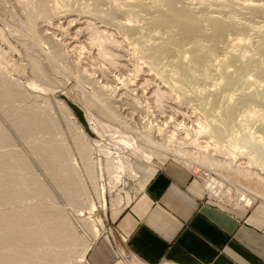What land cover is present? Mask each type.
<instances>
[{"label": "bare ground", "instance_id": "6f19581e", "mask_svg": "<svg viewBox=\"0 0 264 264\" xmlns=\"http://www.w3.org/2000/svg\"><path fill=\"white\" fill-rule=\"evenodd\" d=\"M239 1L12 0L16 11L12 10L9 25L4 23L25 54L33 84L16 79L9 64L0 65V264H73L83 259L100 238L101 223L83 219L86 210L97 208L93 193L106 206L99 188L103 169L93 162V147L82 127L72 120L64 102H56L67 129L79 133L69 148L53 105L33 86L55 89L73 81L91 87L102 112L128 129L124 121L130 112L142 114L152 104L160 120L169 118L176 124L189 114L181 104L196 102L199 111L191 113L192 127L178 124L186 131L179 140L196 146L198 155L180 150L181 146L168 151L187 167H209L253 184L255 197L264 193V174L253 170L264 171V137L252 132L264 131V115L252 108L241 116L248 124L246 138L252 141L246 145L251 143L254 150L243 152L239 144L232 150L234 142L227 136L237 132L233 123L238 106L262 102L256 90L263 84L251 79L264 59L244 50L248 48L244 40H227L228 45L219 47L226 38L260 33L263 28L264 0ZM232 14H248L250 19L242 17L241 23ZM260 52L264 54V39ZM231 68L237 69L231 72ZM126 72L127 78L122 75ZM248 85L254 86L253 92L245 90ZM139 93L145 96L146 106L132 97ZM165 100L176 107L169 105L170 117L163 110ZM153 127L159 134L164 131V126ZM169 129L167 138L176 141L179 132L173 126ZM221 155L240 157V164L219 159ZM130 165L127 158L107 161L109 184L119 185L123 172L130 175ZM242 204L251 207L253 202L247 198ZM121 205V197L112 203L114 208Z\"/></svg>", "mask_w": 264, "mask_h": 264}, {"label": "rangeland", "instance_id": "374dc122", "mask_svg": "<svg viewBox=\"0 0 264 264\" xmlns=\"http://www.w3.org/2000/svg\"><path fill=\"white\" fill-rule=\"evenodd\" d=\"M7 1L8 0L5 1V3H4L5 5L3 4V2H0V5H2V6H0V12H1L0 15H2V18L4 17V19L1 18L4 21L0 20V65H4V63H5V65L9 64L8 66L10 68L13 67V69L16 71L15 73L13 72L15 74L16 79H18L24 83L28 81V83L30 85H32L33 82H32V78L30 76L31 74L29 73V70H28V65H27V60H26L25 54H24L22 48L18 45L17 40L11 34H9L10 33L9 27L6 25V24L9 25V21H11V17H10L11 15L10 14L12 13V10L16 11V8H14L16 5L14 3H12V0L11 1L9 0L8 2ZM236 1L239 3L241 2L239 0H236ZM3 12H4V14H3ZM232 16L234 18H237V20L239 17V20L241 21V23L244 22L241 20L242 17L246 18V19H250V15H248V14L244 15V16L232 14ZM249 22H250V20H249ZM251 25H252V23H251ZM261 27H263V28L261 29L260 33L255 32V31H248V32H243L236 37L234 36V38L229 37L231 40L229 38H226V41L224 42V44L223 43L219 44V47L222 48V47L228 45V42L229 43H236L238 41L240 42V41L244 40L242 44L245 43V45L248 46V48L244 49V50H247L249 54L252 52L250 55H253L254 57H256V59H260V58L264 59V57H263L264 54H261V52H260V48L262 46L263 39H264V25ZM260 37H262V38L260 39ZM254 39H255V41H253ZM227 40H229V41L227 42ZM234 40H235V42H234ZM242 44L240 45L241 46L240 49L243 50L244 46ZM255 45H257V46H255ZM250 47H252V48H250ZM253 51H255V52H253ZM239 66L240 65L238 64V67ZM235 69H237V68H235ZM235 69L231 68L230 70H232L231 72H234ZM252 69L255 70L256 68H252ZM262 69L264 70V65L258 66L256 69V73H254V76L251 79L253 81V83H256V81H257V83L261 82L263 84V87H260L261 90H258L259 88L256 90L257 91L256 93L260 96V99H262L261 100L262 102L260 104H255V106L254 105H252V106L251 105H241V106H238L236 108L233 126L236 128L235 131H237V132H234V133L232 132L233 134L229 133L227 135L229 137L228 139L231 142H234V143H232V145H233L232 150H234L233 148H235L236 144H239L242 147L241 150L242 151L244 150L243 152H249L250 149L254 148L251 143H250V145H246L247 142H252V141L250 139L246 138L248 135L247 133H249V131L246 130L245 128L248 126V124L246 122H243V119H241V116L243 115V112L248 111L249 109H252V108L257 109L261 115L262 114L264 115V107H263L264 106V73L263 74L260 73V71ZM257 71H258V73H257ZM17 73H18V75H17ZM122 75H123V77L127 78L128 72H126L125 74L122 73ZM120 86L121 85H118V91L121 88ZM250 86L248 85L245 88V90H247L249 92H253L254 86L253 85H250ZM203 87H205V85H203ZM31 89L35 92H38L40 94L45 95L47 97V99L50 100L51 104L53 105V113H54L55 117L58 118V120H59L60 126L63 130V133H64V135L63 134L62 135L66 139L67 146L68 145L70 146V147L68 146L69 148L74 147L73 146L74 145V138L78 137L79 133H78V130L77 131L75 130L76 131V132L74 131L76 133V135H75V133H73V131H69L67 129V127L65 125L66 122L63 119V115H62L61 111L59 110V108L56 104V102H58V101L64 102L66 104V106L70 109L72 116H73V117L71 116L72 120L75 121L77 125L82 127L81 129L85 133L87 140H88V143H90L91 148L93 147L92 148L93 149L92 160H93V162L97 163V165L100 164V166L103 169V171H102L103 174H102L101 180L99 182V188H100V190L103 189L102 195L104 196V199L106 201V203H105L106 206H103L104 202L103 203H101V201L99 202V199H97V195L93 193V195H94L93 200H94L97 208L94 212H90V210H88V211L86 210L83 213L84 214L83 219H87V220H89V222H92L93 224H95V222H96V225L101 223L100 225H98L99 230H101L100 236H101V234L105 228V224H106L108 218L110 217V214L112 212L116 211L117 209H120V207H124L129 202L133 201V199L138 195V193L140 191V181H141V177H142V174H141L142 170L140 169L141 166L143 167L146 165H148V166L163 165V164H166V163L171 162V161L182 164L180 162L181 160L179 159V157H177V155L175 154L174 151H173L174 153H171L168 151V150L172 151L173 149L179 150V146H181L180 150L190 151L191 153H195L196 155H198V149L196 148V146L191 145V147H189L190 146L189 144H187V143L183 144V142L179 140L180 139L179 137L182 136V138H183V136H185L186 131L183 129V127L181 125L178 124V122L180 124L182 122V124H185L186 128L192 127V123H193L192 121L193 120L195 121V118H194V115H192L191 113L196 112L195 109L197 111H199V107L196 106L197 105L196 102L195 103H188V104H186V103L181 104V108L184 110L187 109L186 111H187V113H189L188 116L189 115L190 116L189 117L187 116L188 118L185 117L184 120L179 119V121L176 122V124H174L173 123L174 121L172 122L169 118H165L166 120L164 118L160 120L159 115H157V113L154 112V110H153L155 105L151 104L149 110L143 111V113H144V114L142 113L143 115L140 112H136V113L134 112L136 115H133L134 113L132 114V112L129 111L130 116L129 115L127 116V114H126L127 112L124 111V109L128 108L127 106H125L122 113H123L124 117L127 116V119L124 122L127 124V126H130V128L128 129V128H124L122 125H120L118 123L114 124L115 122L114 121L112 122V120H110L102 112V110L99 108V105H96V102H95V100L91 94V91L93 92V90H91V87L85 86L83 84L80 85L76 82L71 81L68 83V85L62 86V88L59 87V88L54 89V88H47V87H44L43 85H40L39 87L33 86V87H31ZM122 91H126V88L122 89ZM139 95H140V93H139ZM139 95L138 94L132 95V97L135 98V100H139L140 103H142V105L144 103L143 106H146L147 102L144 99L145 96L143 94H141L140 96ZM135 96L136 97L139 96L138 98H140V99L136 98ZM123 100H125V99H123ZM168 101L169 100H165L163 103V106L165 105L163 110L166 109V112H169L168 108L170 106L172 108V106H173L171 104V102H168ZM233 104L234 103H232V101H231V105L234 107ZM182 105H184V106H182ZM186 106H187V108H186ZM174 108H176V107H174ZM209 108L211 109V106H209ZM190 109H191V111H190ZM242 110H244V111H242ZM137 111H139V110H137ZM146 112H149V113L146 114ZM139 114L142 116H140ZM137 115H139V116H137ZM166 116L170 117V112L166 113ZM173 117H175V116H173ZM190 117L193 119L191 120ZM186 118H187V120H186ZM213 120L215 122H217L218 118L217 119L215 118ZM142 121H143V123H142ZM238 121H241V123ZM161 123H162V125H160ZM168 123H169V126H168ZM157 124L161 127L164 126V127H162L164 131L160 134L155 130H151V128H150L151 126L152 127L154 126L153 128L157 127L158 126ZM108 125H109V127H108ZM149 125H151V126L149 127ZM166 125L168 126V128H166L167 127ZM177 125H179L180 127ZM170 126H173V128L175 127L177 130V133L179 132L178 134L176 133L177 134L176 136H178V139L175 136V138L177 140L175 139L176 141H173V142H171L167 138V136L170 135L168 133L171 130V129H169ZM151 131L152 132L154 131V132L151 134ZM253 131L257 132V136L264 137V131L263 130H261V131L252 130V132ZM145 132H146V134H145ZM258 132H260V133H258ZM72 134H74V137ZM236 134L238 137L236 136ZM232 139L233 140L236 139V140L233 141ZM165 140H166V142H169V144L166 143ZM158 141H160V142H158ZM236 141L238 143H236ZM171 144L174 146H172ZM176 145L178 148L175 147ZM169 148H171V149H169ZM261 150H264V148H261ZM237 151L238 150L236 149V152ZM238 153H240V152H238ZM74 155H75L76 163H78L80 166L79 168H82V164L80 163L81 161L79 160L78 155H76V154H74ZM124 158L129 159L131 162V165L128 169L130 172V175H129V173L126 174L127 171L123 172L121 175L120 184L113 187L109 184V176L106 172V163L109 160H114V159L117 160V159H124ZM239 158L240 157L235 158L233 156L221 155V157L219 159H224L228 163H233V165H238ZM182 165H184V164H182ZM187 168L196 172L197 175L202 179V181L205 185V188L207 190L208 196L212 200H217V201L229 203V204H232L236 207H246L242 204V200L247 199V198H251V200L253 202L251 207L253 205H255L257 202H260V206H262L264 208V193L261 195L256 194V197H255L256 192L253 190L254 188H252L253 184L251 186H249L242 181H238V180H235L234 178L227 177L222 172H219V171L214 170V169H210L209 167L205 168V167H200L198 165H195L192 168L191 167H187ZM253 170L256 173L261 172L264 174V171H262V169L260 167H253ZM235 181H237V182H235ZM210 183L216 188L217 194H212L210 192L211 191V188L209 186ZM243 195L245 197H242ZM224 196H226V198H224ZM119 197L122 198V205L119 208H114L112 206V203L116 199H118ZM94 244H93V246H94ZM92 247L89 249V251L92 249ZM89 251L87 252V254L89 253ZM87 254L83 259L75 260L73 264H81V262L83 264L86 260ZM117 264H141V263H139L134 258L129 257L128 255H124L118 261ZM161 264H171V263H164L163 262Z\"/></svg>", "mask_w": 264, "mask_h": 264}, {"label": "crops", "instance_id": "0c3cea01", "mask_svg": "<svg viewBox=\"0 0 264 264\" xmlns=\"http://www.w3.org/2000/svg\"><path fill=\"white\" fill-rule=\"evenodd\" d=\"M138 195L110 214L83 264H264V208L212 200L177 162L141 166ZM139 176V175H138Z\"/></svg>", "mask_w": 264, "mask_h": 264}]
</instances>
